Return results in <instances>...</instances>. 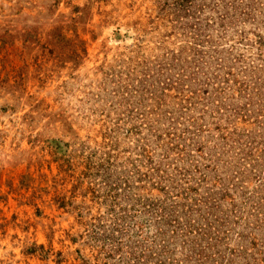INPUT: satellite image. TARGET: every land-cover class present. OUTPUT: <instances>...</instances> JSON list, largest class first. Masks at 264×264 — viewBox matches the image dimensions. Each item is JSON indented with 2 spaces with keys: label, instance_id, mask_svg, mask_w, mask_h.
<instances>
[{
  "label": "rangeland",
  "instance_id": "374dc122",
  "mask_svg": "<svg viewBox=\"0 0 264 264\" xmlns=\"http://www.w3.org/2000/svg\"><path fill=\"white\" fill-rule=\"evenodd\" d=\"M166 198L264 264V0H0V264H132Z\"/></svg>",
  "mask_w": 264,
  "mask_h": 264
},
{
  "label": "trees",
  "instance_id": "16d2710c",
  "mask_svg": "<svg viewBox=\"0 0 264 264\" xmlns=\"http://www.w3.org/2000/svg\"><path fill=\"white\" fill-rule=\"evenodd\" d=\"M150 169H153L152 171H149ZM149 171V172H148ZM147 172H144L143 175L146 177H151L155 173H158V170L154 167H149ZM187 170L183 171L182 175L187 174ZM165 180V177L163 175H159V182H162ZM163 186L162 189H166L164 191L165 193L169 192V188L174 189L178 195L185 196L184 199L187 198L188 194H186L187 188H180L179 190L176 189V186L167 185ZM207 199V198H206ZM166 199L163 200H157V201H150L149 203H146V205L142 206L143 213L149 214L151 217L150 219H154L161 221L162 227L167 225L171 228V235H169V238H165L166 230L159 227L157 229V232L154 234L155 237L152 240H144L141 241L140 246L144 247V249H141L140 253L138 255H135L134 252H131V258L133 260L132 264H173L178 263L177 260L171 257L174 248L170 249L169 245L174 244L178 238H180V244L185 245L188 242H193L192 245H187V254L185 258L183 259L182 264H201L203 262V258L206 257V255H203V251L207 248H210L209 245L206 244L208 240L213 241L215 243L214 233L218 234L219 231L224 233L223 230H219V226L222 225V223H218L217 225L213 226V223H209L207 217L199 216L198 218L190 219V214L194 210L193 207L196 206V203H189V213L186 212L183 213L179 209H177V204L179 203V200H170L167 204ZM198 208L195 210H198L200 208H206L208 210V213L212 212V205L206 207V202L199 201L197 204ZM133 206V205H132ZM135 206V205H134ZM145 206V207H144ZM114 208V207H112ZM132 216L127 215H118L111 219V224H113V227L118 228L117 231L120 232H127L131 225L129 223V220ZM92 229V235L93 238L98 241L100 237H97V234L102 229L103 224H93ZM213 230V231H212ZM159 237V242H156V239ZM107 237H101L100 240L102 241V244L104 245L105 239ZM108 239V238H107ZM110 243L114 242L115 240L110 239ZM150 242V243H149ZM161 245L159 248H157V244ZM203 243H205L203 245ZM137 245H133L134 248ZM148 247L150 249H148ZM154 250V251H153ZM149 251V252H146ZM208 258V257H206ZM205 258V259H206Z\"/></svg>",
  "mask_w": 264,
  "mask_h": 264
}]
</instances>
